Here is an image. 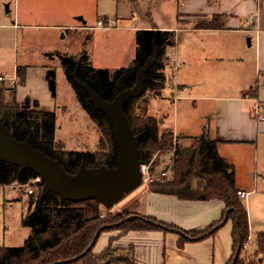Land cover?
<instances>
[{
    "label": "trees",
    "instance_id": "1",
    "mask_svg": "<svg viewBox=\"0 0 264 264\" xmlns=\"http://www.w3.org/2000/svg\"><path fill=\"white\" fill-rule=\"evenodd\" d=\"M196 26L216 29L222 24L214 18L197 22ZM135 44L131 64L114 71L93 68L85 51L78 57L56 54L76 101L99 133L94 151L61 149L55 135L56 113L40 111L37 101L25 99L17 103L14 89L3 83H0V123L16 141L22 142L28 138L33 149L57 161L70 175L75 174L81 165L86 169H114L118 152L113 127L107 117L94 108L87 94L75 85L73 74L101 100L111 102L119 93L135 85L137 72L156 52L153 66L145 73L143 95L129 100L124 106L133 134H141L138 147L141 165H150L153 169L160 158L170 156V176L147 184L148 190L180 200H219L224 205L222 218L202 230L184 231L150 217L134 214L130 218L125 210L122 214H112L104 209L103 216L102 206L96 200L60 203L52 193L41 200L43 182H40L36 185L37 195L30 194L28 211L21 220L29 234L21 246L0 247V264H134L130 249L116 254L111 242L100 253H94L93 248L100 234L109 230L119 231L120 234L131 231H174L180 235L179 244H182L211 236L228 220L232 222L233 242V256L228 264L241 263L240 253L249 236L247 211L237 196L233 166L218 155L217 142L204 132L199 137L190 138L191 143L184 146L171 131L162 129V119L140 113V104L145 95L158 96L166 86V49L174 46L175 35L157 28L139 30L135 33ZM22 71L24 69L20 67L16 70L20 78L16 85H23ZM55 79V70L48 69L45 81L52 98H55ZM36 178L29 170L19 173L17 167L0 163V187L15 183L27 186ZM121 216L127 217L123 220ZM253 243L256 252L264 254V232L256 234Z\"/></svg>",
    "mask_w": 264,
    "mask_h": 264
},
{
    "label": "crops",
    "instance_id": "2",
    "mask_svg": "<svg viewBox=\"0 0 264 264\" xmlns=\"http://www.w3.org/2000/svg\"><path fill=\"white\" fill-rule=\"evenodd\" d=\"M157 2H160L161 8L159 23H143L137 29L157 28L174 33L175 45L166 49V86L190 93L185 98L192 101L194 110H199V119L197 125L187 121L181 127L171 128L166 125L161 113H153L151 102L164 99L166 86L158 96L145 95L140 104V113L162 119V129L171 131L180 144L184 139L196 138L205 132L217 142L218 155L233 166L237 191L249 197L253 193L249 189V181L253 184L264 181V166L260 164L259 168L257 160L259 140L264 138V122H257L250 115L255 101L264 103V100H260V92L264 90V0H145L146 7L152 8H158ZM214 18L222 27L208 29L196 26L197 22ZM13 27L33 26L21 23ZM50 27L69 32L90 28L85 22L75 26L60 23ZM51 54L56 56L51 52L42 55L43 62ZM18 67L24 69L23 85L3 83L14 89L17 103L29 99L38 102L40 111L56 113L57 110H66L64 106H56L55 99L48 91L45 73L54 68L49 67L48 61L43 65L27 62L17 66L13 76H0L15 78L17 83V79L20 80L16 73ZM252 148L253 161L247 156ZM162 158H166L168 163L163 164L161 172L168 168L165 171L168 176L171 171L170 156ZM162 162L160 158L151 170L153 176L160 175L161 172L155 173V168ZM134 191L135 194L116 211L130 210L184 231L202 230L218 222L224 214V205L219 200H180L175 196L152 193L145 183L141 189ZM246 198L239 199L244 204ZM101 212L104 213L103 208ZM247 217L250 242L254 241L255 235L250 231L248 213ZM179 240L180 235L174 231H131L120 234L114 230L101 233L97 242L101 241V251L109 242L116 254L130 249L134 264H228L233 256L231 220L211 236L182 244H179ZM101 251L94 252L93 248L94 253ZM259 262L263 263L261 260Z\"/></svg>",
    "mask_w": 264,
    "mask_h": 264
},
{
    "label": "rangeland",
    "instance_id": "3",
    "mask_svg": "<svg viewBox=\"0 0 264 264\" xmlns=\"http://www.w3.org/2000/svg\"><path fill=\"white\" fill-rule=\"evenodd\" d=\"M156 5L158 8L146 7L145 0H0V74L11 77L17 66L27 62L43 65L48 61L49 67H54L55 103L59 108H66L65 111L56 112L55 135L61 149L94 151L99 133L76 101L74 92L58 65L57 57L51 54L43 62L42 55L51 52L78 57L85 51L95 69L114 71L126 68L134 58L135 31L140 30L137 27L143 23H159L157 21L161 19L160 2ZM82 22L90 28L69 32L50 27L60 23L75 26ZM21 23H28L33 27H13ZM110 27L115 29H107ZM32 57L36 59L32 60ZM187 94L190 93L173 90L168 85L163 90L164 99L151 102V111L161 113L166 125L171 128L181 127L187 121L191 125H197L199 110H194L192 101L185 98ZM260 100H264V90L260 92ZM182 143L188 146L191 140L184 139ZM253 153L252 148L247 154L249 160L253 161ZM257 160L259 168L260 164L264 166L262 137L259 140ZM161 161L163 162L155 168L156 174L163 170V164L168 163L166 158H161ZM249 184L253 193L246 198L244 204L251 224L250 231L256 236L264 232V181H255L254 184L249 181ZM142 186L143 183L138 188L141 189ZM29 189L34 196L37 195L38 188L33 184L19 186L15 183L0 187V247H18L27 238L29 230L22 226L21 220L28 211L31 198L27 194ZM133 194L135 191L126 195L110 212L122 214L116 208L122 206ZM125 212L130 218L136 214L130 210ZM127 216L121 217L124 220ZM102 247L101 241L97 242L94 252L101 251ZM240 262L264 264V254L256 252L253 240L248 241L247 248L241 250Z\"/></svg>",
    "mask_w": 264,
    "mask_h": 264
},
{
    "label": "water",
    "instance_id": "4",
    "mask_svg": "<svg viewBox=\"0 0 264 264\" xmlns=\"http://www.w3.org/2000/svg\"><path fill=\"white\" fill-rule=\"evenodd\" d=\"M156 60V52L139 69L135 85L119 93L111 102L101 100L87 85L79 82L73 74V81L88 96L94 108L103 113L114 130V139L118 152L114 169L101 167L86 169L81 165L73 175L68 174L55 160L33 149L29 139L16 141L10 132L0 123V163L18 168L21 173L29 170L43 182L41 200L48 194H55L59 202L81 203L96 200L103 209L110 210L126 195L142 184L138 160V147L141 134L134 135L128 118L124 113L125 104L138 99L144 93L145 73ZM169 170H172V166ZM165 171H168L166 168ZM239 254V250L236 256Z\"/></svg>",
    "mask_w": 264,
    "mask_h": 264
},
{
    "label": "built area",
    "instance_id": "5",
    "mask_svg": "<svg viewBox=\"0 0 264 264\" xmlns=\"http://www.w3.org/2000/svg\"><path fill=\"white\" fill-rule=\"evenodd\" d=\"M0 82L7 83L9 85H15L16 79L15 78H9L7 76H0ZM250 115L252 118L257 122H264V103L255 101L250 109ZM150 165H141L140 166V172H141V179L142 183L149 184L154 181L162 180L163 178L167 177V172H161L159 176H153V173L151 171ZM40 182H42L39 178H36L30 182V184H33L34 186L38 185ZM29 186V185H27ZM27 194H32V190L29 189L27 191ZM248 194L244 192H237V196L240 199H245ZM248 246V240L243 244L242 250L246 249Z\"/></svg>",
    "mask_w": 264,
    "mask_h": 264
},
{
    "label": "bare ground",
    "instance_id": "6",
    "mask_svg": "<svg viewBox=\"0 0 264 264\" xmlns=\"http://www.w3.org/2000/svg\"><path fill=\"white\" fill-rule=\"evenodd\" d=\"M165 172V171H164Z\"/></svg>",
    "mask_w": 264,
    "mask_h": 264
}]
</instances>
